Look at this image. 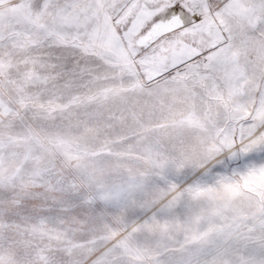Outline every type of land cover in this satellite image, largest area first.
<instances>
[{
    "label": "rangeland",
    "instance_id": "rangeland-1",
    "mask_svg": "<svg viewBox=\"0 0 264 264\" xmlns=\"http://www.w3.org/2000/svg\"><path fill=\"white\" fill-rule=\"evenodd\" d=\"M0 264H264V0H0Z\"/></svg>",
    "mask_w": 264,
    "mask_h": 264
},
{
    "label": "crops",
    "instance_id": "crops-1",
    "mask_svg": "<svg viewBox=\"0 0 264 264\" xmlns=\"http://www.w3.org/2000/svg\"><path fill=\"white\" fill-rule=\"evenodd\" d=\"M184 127L187 128V132H193L194 134V139L193 141H197L199 136H197V133L194 132V129H189L190 127L192 128H198L196 125H185ZM215 129L213 131V134L211 135V140L213 145L209 146L210 148L201 154L197 155L196 152V144L193 146V155H188L189 153L187 151L184 152L185 155L179 156L177 158H173L171 163H174L173 165H177V177H174L172 175H158V178L163 179V180H168V179H186V180H195L199 176L203 175L205 172H208L210 168L214 166L220 159L224 158V156H217L216 155V149L214 146H216L215 139L216 137L214 136ZM201 142V141H200ZM200 149V147H199ZM169 161V160H168ZM182 174V175H180ZM157 178V177H156Z\"/></svg>",
    "mask_w": 264,
    "mask_h": 264
},
{
    "label": "water",
    "instance_id": "water-1",
    "mask_svg": "<svg viewBox=\"0 0 264 264\" xmlns=\"http://www.w3.org/2000/svg\"><path fill=\"white\" fill-rule=\"evenodd\" d=\"M174 13H177L176 16ZM165 14L166 15H164L161 19L150 25L149 32L138 40L139 46H144L148 42L151 43L162 37L167 32L180 30L184 25H186V18L181 15L178 10H170ZM180 17L183 19L182 22L181 19H179Z\"/></svg>",
    "mask_w": 264,
    "mask_h": 264
},
{
    "label": "flooded vegetation",
    "instance_id": "flooded-vegetation-1",
    "mask_svg": "<svg viewBox=\"0 0 264 264\" xmlns=\"http://www.w3.org/2000/svg\"><path fill=\"white\" fill-rule=\"evenodd\" d=\"M174 14H175V16H176L177 13H174ZM179 19H181V22H182L183 19H182L181 17H180ZM178 23H179V22H178ZM176 24H177V23H176ZM175 31H179V30H174V31L167 32V33L164 34L162 37H164V36H166V35H169V34L175 32ZM162 37H160V38H162ZM160 38H159V39H160Z\"/></svg>",
    "mask_w": 264,
    "mask_h": 264
}]
</instances>
